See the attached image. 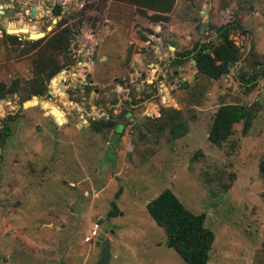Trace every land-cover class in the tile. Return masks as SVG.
<instances>
[{
	"label": "rangeland",
	"instance_id": "374dc122",
	"mask_svg": "<svg viewBox=\"0 0 264 264\" xmlns=\"http://www.w3.org/2000/svg\"><path fill=\"white\" fill-rule=\"evenodd\" d=\"M107 2L105 18L93 14L92 21H70L71 51L68 60L58 56L64 67L57 74L68 75L58 94L52 93L51 78L44 99L32 96L22 101L19 90L1 99L0 128L4 118L13 119L6 123L9 133L0 146V264H98L97 238L109 239L104 264H185L165 246L162 229L145 210L163 189L190 212L204 213V226L214 235L206 264H264V176L257 172L264 158V78L253 87L237 79L238 72L250 75L260 65L264 70V0H175L176 16L189 14L185 16L197 18L196 25L206 19L204 25L212 30L229 18L239 24L229 35L239 48V61L215 81H193L187 63L173 71L169 55L174 57L175 50H168L164 39L167 23L150 22L125 0ZM24 4L17 3V13L0 18V23L6 19L19 26ZM102 5L95 11L100 13ZM42 15L38 23L46 27L37 39L45 40L61 27L52 25L47 13ZM80 23L91 27L89 39L94 42L92 47L89 42L91 50L85 56L76 55ZM0 31V83L9 87L13 80L25 82L37 48L4 42L6 33ZM34 31L25 29L15 36L33 41L29 38ZM192 31L193 37L205 36H198L196 28ZM143 33L152 40L143 41ZM251 44L255 56L248 58ZM154 47L159 55L153 59ZM157 58L165 63V87L155 92L145 84L148 96L134 90L129 96L136 101L132 108L123 102L115 105L127 110L119 125L100 131L89 128L98 120L91 119V109H107L113 99L125 96L120 95L123 86L119 89L114 82L129 77L136 60L146 69ZM180 77L185 80L180 82ZM222 103H255L258 110L244 135L236 124L225 143L213 146L206 137ZM162 108L180 111L186 127L182 136L172 138L166 128L157 130L160 123L155 119ZM120 109L112 107L111 114L117 116ZM118 189L119 213L107 218ZM94 225L96 236L86 242Z\"/></svg>",
	"mask_w": 264,
	"mask_h": 264
},
{
	"label": "trees",
	"instance_id": "16d2710c",
	"mask_svg": "<svg viewBox=\"0 0 264 264\" xmlns=\"http://www.w3.org/2000/svg\"><path fill=\"white\" fill-rule=\"evenodd\" d=\"M125 2L138 7L141 10V15L150 22H164L167 24L170 22V18L167 14L172 11L175 4V0H125ZM187 10L186 8L185 11ZM145 11H150L152 14L146 16ZM185 15H183L184 20L193 23L198 21L195 17L193 18ZM4 26V29L7 30L9 34H18L19 31L25 29H34L35 31L32 33V37L29 38L31 40L33 39V41H18L17 36L6 34H3V40L4 42L16 45L23 43L28 46V48L37 49L30 61V77L25 82L13 80L9 87L0 83V100L3 99L6 94L12 95L17 92V90L22 94V101L29 100L32 96L44 99V97H47L46 88L51 78L53 87L52 93L58 94L61 89V81L65 79L64 73L57 75L64 67L63 64L59 63L58 56L62 55L66 60L69 59L67 55L70 52V42L68 38L69 29H60L43 40L37 38L43 36L44 33L31 25L17 26L13 23H8ZM238 28V22L233 19V21L227 22L219 27H213L211 31L215 35L214 38H209L208 36L202 37V40L200 39L193 42L190 48L180 52H173L174 57L169 59L170 65L173 66V71H175L176 67L181 66L183 62L187 63L192 60L194 61L192 68L195 71L193 81L197 80L199 77L215 81L222 77L223 74L226 75L228 69L236 64L240 58L239 48L229 38L232 31ZM252 47L253 45L251 44L247 54L248 58L255 56ZM251 63L254 64L255 62L251 60ZM259 67L250 75L238 72L237 79L239 82L249 84L250 87H253L258 79L264 78V70L259 69ZM185 87L186 85L181 86V88ZM194 87L195 84H193V88ZM144 92V89L140 90V93L144 94V96H148V94ZM127 95L131 96L132 93L129 92ZM130 99L131 102L124 101L125 105L135 104L136 101L133 100V98ZM116 100L117 99H113L111 105H113ZM111 109L112 108L107 110V120H94L88 125L89 128L93 131H100L103 129H112L119 125V123L115 121L116 115L111 114ZM257 110L258 107L255 103L250 105L235 103L219 104L211 119L206 137L207 141L213 146H221L230 138L232 135V128L236 124H241L240 133L244 135L256 117ZM12 119L13 116L9 115L1 121L0 146H2L9 133V127L6 123ZM146 120L148 121L150 119L147 118ZM155 120L160 123L157 130L161 131L166 128L172 138L182 136V134L186 132V127L183 121H181L180 111L162 108L159 110V117ZM121 126L123 127L124 125L122 124ZM142 127L148 129L146 125H142ZM257 172L264 176V158L259 160ZM119 193L120 189L115 192L113 200L109 203V211L106 214L107 218L115 217L119 213L115 204ZM145 210L153 223L158 228L162 229L165 236V246L172 249L183 263L206 264L214 235L211 230L204 226V213L195 214L187 210L169 189H163L154 198L148 201L145 205Z\"/></svg>",
	"mask_w": 264,
	"mask_h": 264
},
{
	"label": "built area",
	"instance_id": "2783aa9c",
	"mask_svg": "<svg viewBox=\"0 0 264 264\" xmlns=\"http://www.w3.org/2000/svg\"><path fill=\"white\" fill-rule=\"evenodd\" d=\"M23 1L25 4L23 6L22 15L19 16V18L21 19L19 20V26L31 25L32 27H36L39 30L44 29L46 26L44 27L42 26V24H39L38 20L42 14H44L42 16H45L47 13L49 16V19L53 18V20L51 21L52 25L57 24L59 28L61 27L60 29L68 28L69 29L68 34L70 32V35H72L71 30H70L72 28L71 26H69L70 21H74L80 18L84 20L90 19L92 21L96 19L94 18V16L92 17L93 14H96L102 18L103 12L105 10V5L107 6L108 4L107 0L106 2L104 1L103 7L99 11L100 13H98L97 11H95V8L99 7V4L102 3V0H23ZM32 1H35V2L31 3ZM19 2H22V0H0V18H3V17L5 18L6 16H9L10 14H12V11H14V13H17V9H15L14 7H18L17 3ZM39 2H41L42 5L39 4ZM30 9H32L31 14H30ZM42 11H44V13ZM91 21L88 24H91ZM102 22H105L104 18ZM8 23H11V22L6 19L0 23V29H2V31L6 34H9V33L7 30L4 29L5 27L4 25H7ZM84 24L86 23H80L79 26H77L76 28L80 31V34L82 35L80 37V43L76 51V55L78 56L79 54H82L85 56V54L88 53V50L89 49L91 50V48L88 46L89 42H90L91 47L94 44V42L91 43V40L89 39V37L92 36L91 35L92 30L90 29L91 27L90 26L86 27ZM80 26H83V27H80ZM98 26H102V25L99 23ZM72 32L73 34L75 33L73 30ZM13 35H23V34L18 33V34H13ZM26 37L27 36L25 35V39L28 40ZM68 38H70V36H68ZM97 39H99L98 33L96 35V40ZM69 42L71 43V39H69ZM93 49L94 48H92V50ZM159 60L160 58H157V62H155V64L151 65L150 67L146 69H143L142 71H135L136 69L134 71L132 70L130 76L125 77V80L121 79V82L123 83L128 82V84H130V83H134L135 81L139 80V83L140 85H143V88H144V85L147 84V85H152V88L155 89V92L160 91L161 88L165 87V80L167 78V74H164L162 72L163 67L165 66V63ZM153 68H154V71H153ZM146 74H148V77L146 78L149 79L148 81L149 84L146 82V78H145ZM50 86H52L51 82H50ZM118 88L120 89L121 87L119 86ZM125 92L127 93L126 90ZM121 99L126 100V97H122ZM89 115L91 119H94V118L103 119V120L108 119V115L101 109H91L89 112ZM94 229L95 230H92L89 233V236L85 238L86 242H89L91 239L95 238L96 229H97L96 225H94Z\"/></svg>",
	"mask_w": 264,
	"mask_h": 264
},
{
	"label": "crops",
	"instance_id": "0c3cea01",
	"mask_svg": "<svg viewBox=\"0 0 264 264\" xmlns=\"http://www.w3.org/2000/svg\"><path fill=\"white\" fill-rule=\"evenodd\" d=\"M101 4H103V2ZM102 7H103V5H102ZM107 11H108V6L105 5V10L103 12V17H104V14H105V17H106ZM176 13H177V11H175L174 8H173L172 11L169 13L170 16L167 15L171 19L170 20L171 22L167 24V28H166V30L164 32V39L167 41L166 48L168 50L170 49V47H172L173 48L172 50H175L176 52H180L182 50H185V49L190 48L191 47V44L193 42H195L196 40H200L202 37H200V38L199 37H193V31H192L193 28H196L197 33H198V30H199V26L200 25H196L195 22L193 23V22H190L188 20H184L183 17H182V13H180V15H181L182 18H178L176 16ZM104 21L107 22V19H105ZM204 33H205V36H203V37H207L208 36L209 38H214V36H215L212 33L211 29H207L206 31H204ZM143 35L146 37L145 42L152 40V38H148V36L146 34L143 33ZM198 36H199V33H198ZM144 43L141 44V45H144ZM183 43H185V44L188 43L187 44V47L186 46L184 47V44ZM155 48L156 47H154V48L151 49V52H150L152 54L151 55V58H153V57L155 58L156 56L159 55V52H156L154 50ZM169 56L171 58H173L172 53ZM171 58H169V59H171ZM138 60L135 61V63L137 64L136 65V71H142L144 68H142V65L140 63V60L139 61ZM184 64L185 63L183 62L181 64V66L177 67V70H179V71L182 70ZM187 64L190 65V61H188ZM190 66H192V65H190ZM193 71H194V69L191 70V73H190L191 75H193V73H195V71L194 72ZM176 74H177V72H175L174 75H176ZM182 80H185V77H180V82ZM176 81H177V79H176ZM178 85H179V83H178Z\"/></svg>",
	"mask_w": 264,
	"mask_h": 264
},
{
	"label": "water",
	"instance_id": "95a60500",
	"mask_svg": "<svg viewBox=\"0 0 264 264\" xmlns=\"http://www.w3.org/2000/svg\"><path fill=\"white\" fill-rule=\"evenodd\" d=\"M205 4H206V2H205ZM206 7H207V5H206ZM32 13V9H30V14ZM206 13H205V11H203L202 13H201V15H205ZM229 20L230 21H232V18H229ZM229 21V22H230ZM207 23V20L205 19L204 20V24H206ZM200 25L199 26V30H198V33H199V35H202L203 33H204V31H206L207 30V27L205 26V25ZM170 49H173L172 47H170ZM190 65H194V61H192V60H190ZM264 68V67H263ZM64 74H68L67 72H64ZM173 74H175V72L173 73ZM195 75V73H193V76ZM222 77H225V74H223L222 75ZM123 80H125V78H123ZM182 81H184V80H182ZM134 85L136 86V87H139V89L140 90H142L143 89V85H140V83H139V80L138 81H135L134 82ZM226 90L228 91L229 89H227L226 88ZM146 92H148V91H146ZM2 100H0V102H1ZM124 114H125V110H122L118 115H117V117L115 118V121L116 122H120V121H123L124 119H123V116H124ZM122 119V120H121ZM61 121H64V118L62 117L61 118ZM87 125H88V123H87ZM109 234H111L112 233V230H109V232H108ZM95 246H99L100 247V257H99V260H98V264H104V263H106L107 261H108V259H109V239H107V238H105V239H103V240H101L100 238H97L96 239V242H95Z\"/></svg>",
	"mask_w": 264,
	"mask_h": 264
},
{
	"label": "flooded vegetation",
	"instance_id": "af4514ba",
	"mask_svg": "<svg viewBox=\"0 0 264 264\" xmlns=\"http://www.w3.org/2000/svg\"><path fill=\"white\" fill-rule=\"evenodd\" d=\"M209 40V39H208ZM177 68V67H176ZM174 73V72H173ZM179 81H180V79H178ZM87 81V80H86ZM117 86L119 85L121 88L120 89H122V86H123V88L124 89H122L121 91H122V93L120 94L121 96H123V95H125L124 97H126V100H124V99H121L120 97H118V98H116L117 100H116V102L113 104V105H111L109 108H101V110H103L107 115H108V113H107V110L108 109H110V108H112V107H114V109H120V107H119V105H121L120 103L121 102H123L124 103V101H127V102H131V97H129L128 95H127V93H129V92H131L132 94H133V91L134 90H139V87H136L135 85H134V83H130V84H128V82H126V83H123V82H121V80H119V81H115L114 82ZM180 83V82H179ZM132 87V88H131ZM144 88H145V85H144ZM143 88V89H144ZM125 90L127 91V93L125 92ZM146 91H150V90H146ZM95 95H97V91L95 92ZM119 95V94H118ZM119 95V96H120ZM117 103H119V105L118 106H115ZM124 106H127V107H133V105H131V104H128V105H125V103H124ZM122 110H125V114H127V110L126 109H123V108H121L120 109V112L122 111ZM118 112V114L120 113L119 111H117ZM124 114V116H126ZM123 116V117H124ZM117 117V116H116ZM115 117V118H116Z\"/></svg>",
	"mask_w": 264,
	"mask_h": 264
}]
</instances>
